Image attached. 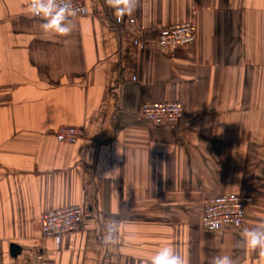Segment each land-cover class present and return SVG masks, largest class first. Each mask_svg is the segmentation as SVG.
Instances as JSON below:
<instances>
[{"label": "crops", "instance_id": "0c3cea01", "mask_svg": "<svg viewBox=\"0 0 264 264\" xmlns=\"http://www.w3.org/2000/svg\"><path fill=\"white\" fill-rule=\"evenodd\" d=\"M84 4L57 37L27 0H0V264H149L166 245L187 264H264L242 236L264 229V0H137L119 22ZM188 21L196 43L159 52ZM159 101H182V121L145 120ZM63 126L83 136L59 141ZM225 194L252 198L248 218L208 231L204 201ZM67 206L77 231L43 240L42 215Z\"/></svg>", "mask_w": 264, "mask_h": 264}, {"label": "built area", "instance_id": "2783aa9c", "mask_svg": "<svg viewBox=\"0 0 264 264\" xmlns=\"http://www.w3.org/2000/svg\"><path fill=\"white\" fill-rule=\"evenodd\" d=\"M67 3L68 0H59ZM77 15L85 12L84 0H71ZM41 19L39 17H36ZM197 23L188 21L171 25L159 32L156 47L161 53H173L191 46L197 40ZM185 114L182 101H159L145 103L141 116L153 125L172 126L179 124ZM55 136L59 141L73 143L83 136V130L74 126L60 127ZM252 198L242 194H225L209 197L204 201L201 222L208 231H219L225 226H241L248 218ZM84 212L78 207H62L45 212L41 217V237L43 240L61 239L77 231L82 223ZM219 221V228L213 229L211 223Z\"/></svg>", "mask_w": 264, "mask_h": 264}, {"label": "clouds", "instance_id": "9594fccd", "mask_svg": "<svg viewBox=\"0 0 264 264\" xmlns=\"http://www.w3.org/2000/svg\"><path fill=\"white\" fill-rule=\"evenodd\" d=\"M105 4L113 10L119 22L133 13L137 0H105ZM27 6L33 16L43 21L40 27L44 34L57 37H67L71 34L73 28L67 22L77 15V9L73 7L71 0L67 3H61L59 0H27ZM211 227L219 228V221L212 222ZM110 228L118 230L115 222L110 225ZM242 236L246 247L257 252L260 260L264 262V229L245 228ZM105 242H112L111 234L106 237ZM149 264H187V260L171 245H166L151 256ZM212 264H234V262L229 255H218L213 258Z\"/></svg>", "mask_w": 264, "mask_h": 264}, {"label": "water", "instance_id": "95a60500", "mask_svg": "<svg viewBox=\"0 0 264 264\" xmlns=\"http://www.w3.org/2000/svg\"><path fill=\"white\" fill-rule=\"evenodd\" d=\"M21 250V248L18 245H13L12 246V251L14 254L19 253V251Z\"/></svg>", "mask_w": 264, "mask_h": 264}]
</instances>
